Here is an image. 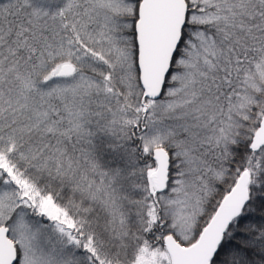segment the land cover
Wrapping results in <instances>:
<instances>
[{"label": "snow or ice", "instance_id": "obj_1", "mask_svg": "<svg viewBox=\"0 0 264 264\" xmlns=\"http://www.w3.org/2000/svg\"><path fill=\"white\" fill-rule=\"evenodd\" d=\"M0 264H264V0H0Z\"/></svg>", "mask_w": 264, "mask_h": 264}]
</instances>
